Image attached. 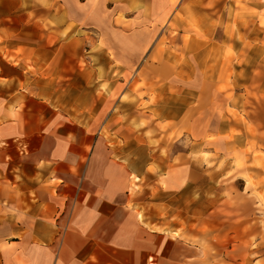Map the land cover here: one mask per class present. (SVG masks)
Returning a JSON list of instances; mask_svg holds the SVG:
<instances>
[{"label": "crops", "instance_id": "obj_1", "mask_svg": "<svg viewBox=\"0 0 264 264\" xmlns=\"http://www.w3.org/2000/svg\"><path fill=\"white\" fill-rule=\"evenodd\" d=\"M77 1L81 8L60 12L73 37L56 43L49 56L40 42L8 43L7 53L0 52V264H184L201 250L139 217L119 154L122 146L141 144V103L150 102L151 89L161 97L163 74L151 60L141 64V39L123 41L116 4L111 13L94 8V0ZM134 1L135 18L155 16V0ZM96 18L107 20L99 25ZM140 83L147 86L143 96ZM184 87L190 90V83ZM188 103L145 111L175 121Z\"/></svg>", "mask_w": 264, "mask_h": 264}, {"label": "rangeland", "instance_id": "obj_2", "mask_svg": "<svg viewBox=\"0 0 264 264\" xmlns=\"http://www.w3.org/2000/svg\"><path fill=\"white\" fill-rule=\"evenodd\" d=\"M92 4L111 13L116 4L115 22L125 26L123 41L128 46L141 39V64L151 60L163 74L157 85L161 97L151 89L150 102L141 103L136 124L141 144L131 142L119 152L139 217L174 237L199 236L194 242L201 252L184 264H264V0H195L198 9L189 8L188 1L171 0L170 9L166 0H155V16L145 12L140 19L134 16L139 5L134 0ZM81 5L77 0H0V52L7 53L8 43L40 42L49 56L56 43L73 37L69 18L60 12ZM139 27L142 33L134 34ZM137 88L142 96L147 90L145 83ZM181 99L189 102L184 118L162 121L146 114L156 106L175 110ZM129 125L127 120L125 131L132 134ZM200 238L207 242L204 248L196 245ZM6 246L1 242V249Z\"/></svg>", "mask_w": 264, "mask_h": 264}, {"label": "bare ground", "instance_id": "obj_3", "mask_svg": "<svg viewBox=\"0 0 264 264\" xmlns=\"http://www.w3.org/2000/svg\"><path fill=\"white\" fill-rule=\"evenodd\" d=\"M191 238H192V240H191L190 242H191V243H195L194 240L199 239V236L193 234V235L191 236ZM199 244H200V246H201L202 248H204V246L207 245V242H206V240H203V239L200 238V242H199ZM194 258H195V257H193V256H188V257H187V260H193Z\"/></svg>", "mask_w": 264, "mask_h": 264}]
</instances>
